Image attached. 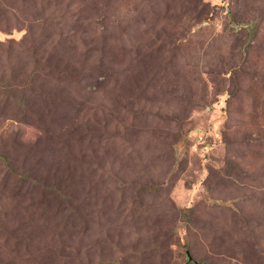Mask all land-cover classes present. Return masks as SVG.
Wrapping results in <instances>:
<instances>
[{"label": "rangeland", "instance_id": "1", "mask_svg": "<svg viewBox=\"0 0 264 264\" xmlns=\"http://www.w3.org/2000/svg\"><path fill=\"white\" fill-rule=\"evenodd\" d=\"M0 264H264V0H0Z\"/></svg>", "mask_w": 264, "mask_h": 264}, {"label": "water", "instance_id": "2", "mask_svg": "<svg viewBox=\"0 0 264 264\" xmlns=\"http://www.w3.org/2000/svg\"><path fill=\"white\" fill-rule=\"evenodd\" d=\"M186 254H187V258H188V260L191 261V260H192V257L190 256V254H189L188 251L186 252Z\"/></svg>", "mask_w": 264, "mask_h": 264}]
</instances>
